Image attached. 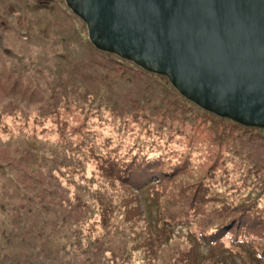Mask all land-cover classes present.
Wrapping results in <instances>:
<instances>
[{
    "label": "rangeland",
    "instance_id": "rangeland-1",
    "mask_svg": "<svg viewBox=\"0 0 264 264\" xmlns=\"http://www.w3.org/2000/svg\"><path fill=\"white\" fill-rule=\"evenodd\" d=\"M28 58L38 67V74L42 67L63 80L59 99L64 103L55 108L61 123L66 120V127L63 134L56 131L54 136L37 135L40 127L31 124L28 135L0 133V187H12L5 184L8 168L22 167L21 161L28 164L22 156L29 148L37 149L40 144L42 150L54 151L55 161L64 167L40 159L54 168V176H38L33 186L31 178L21 173L30 172V168H23L12 178L16 185L30 189L33 201L54 198V211L62 207L58 213L66 223L50 224V229H57L54 244H63V237L67 243L71 231L78 227L83 236L85 232L89 235V250L99 254L82 264H264V257L257 258L264 254V204L256 202L264 194L263 129L217 117L185 99L167 77L147 74L130 60L98 50L88 39L85 23L65 0H0V95L10 101L13 112L23 110L24 102L34 114L44 116L46 102L30 99L31 87L22 93V86L20 92L16 85L2 84L10 65L27 69L30 63L23 61ZM169 102L175 107L171 117L162 109ZM82 124L87 129L100 124L107 133L119 131L117 140L127 139L126 148L146 140L150 145L144 156L147 164L140 168L157 159L184 168L165 178L151 173L142 184L147 189L132 191L131 182L113 178L114 170L107 171L106 161L100 159L109 155L113 166L123 160L122 166L130 157H122V150H110L108 141L92 136L87 144L98 152L93 157L83 152L69 132ZM157 139L154 146L152 141ZM256 177L262 180L252 188L248 184ZM201 178L208 181L192 198ZM244 195L252 199L249 210L258 216L247 224L238 222L237 217L247 207L239 204ZM13 199L16 204L18 197ZM95 218L93 226L99 236L83 231ZM223 223L226 228L216 235ZM31 231L38 234L32 238L36 247L32 249L52 254L53 249L42 244L46 234L35 228ZM203 233L208 241H202ZM240 238L242 244L233 243ZM96 239L99 242H93ZM19 244L30 245L15 240L8 248L5 244L1 255L12 258L19 254L23 251ZM62 254L64 257L66 251Z\"/></svg>",
    "mask_w": 264,
    "mask_h": 264
},
{
    "label": "water",
    "instance_id": "water-1",
    "mask_svg": "<svg viewBox=\"0 0 264 264\" xmlns=\"http://www.w3.org/2000/svg\"><path fill=\"white\" fill-rule=\"evenodd\" d=\"M104 52L201 109L264 129V0H65Z\"/></svg>",
    "mask_w": 264,
    "mask_h": 264
},
{
    "label": "trees",
    "instance_id": "trees-1",
    "mask_svg": "<svg viewBox=\"0 0 264 264\" xmlns=\"http://www.w3.org/2000/svg\"><path fill=\"white\" fill-rule=\"evenodd\" d=\"M28 39V38H27ZM24 53H21L20 56L23 57ZM120 62L121 60L118 59ZM23 61V60H22ZM30 63L29 68L27 69H20L19 67H14L10 65V70L7 71V76H5V81L2 82L3 85L6 87L17 86V89L20 91V87L22 86V93L23 89L26 91L28 90V87H31L30 89V99H42L46 102V110L44 112V116H38L34 114L30 109L24 105L23 102V110L17 109L16 112L11 111V103L10 101L3 97L0 98V133H7V134H14L15 136H20L21 134H27L29 133V126H36V128L39 126L40 129H37L39 134L37 135H48V136H54V132H58L59 134L64 133V128L66 127L65 122L60 121V119L56 115V106H61L63 103L60 102V95H62V90L64 88L63 80L61 78H57L54 76H50L48 72H51L47 69H43L41 67V73L38 74V67L36 68L34 63L31 61L30 58L26 59L24 64ZM122 63V62H121ZM124 64V63H123ZM130 64V63H129ZM40 72V70H39ZM150 72H147V74ZM63 87V88H62ZM34 89V91H32ZM21 92V91H20ZM36 97V98H34ZM186 99V98H185ZM61 100H63V96L61 97ZM189 101V100H188ZM37 105H43L42 103H38ZM66 105V104H65ZM155 108H159V106H155ZM174 105H171L169 102L168 105L162 106L163 112L168 111V114L166 116L171 117L170 114L174 113ZM94 112V111H93ZM170 112V113H169ZM208 112V111H207ZM30 116V120L29 117ZM74 116V115H73ZM219 117V116H217ZM222 118V117H220ZM219 118V119H220ZM228 119V118H226ZM22 120V121H19ZM155 119L152 118L151 121L153 122ZM229 121H232L229 119ZM236 123L235 121H232ZM239 124V123H236ZM240 125V124H239ZM245 127V126H244ZM263 129V128H260ZM264 130V129H263ZM70 134L74 137H76V140L78 144H80V149L85 152L86 154H91L93 157V154L97 153L96 147L92 144H87V142L90 140V137H98L105 141H108L110 144V150H112L114 147H117L119 152L122 150L123 155L122 157L128 158L130 157V160H126V163L120 166L121 162L116 165H112L111 156H101V161H106L104 165L109 170H114L111 175L113 178L119 181H124L130 183V187L132 191L138 189V190H145L147 189L146 186L142 185L144 181H146L151 173H155L156 176L159 177H167L169 176L173 171L177 170L178 168H184V166L180 164H173V162L168 161H162L161 159L154 160L153 163L149 167L144 166L140 168V166L146 165L147 162H145L146 150L150 148V145H146L147 141L142 140L141 143H134L130 145L128 148L127 139L120 142L118 139L119 137V131L115 133H107L104 131L103 127L98 124L95 129H87L86 125L82 124L81 127H73L69 131ZM68 133V132H67ZM155 141L158 143L159 140L152 141V144L155 146ZM113 142V143H112ZM165 142V141H164ZM113 145V146H112ZM37 149H28V154L23 155L22 158L29 160V163H24L21 161V166H15L13 169L12 167L8 168V171L10 172V175L8 179H6L5 184H11L12 187L8 189H2L0 187V264H82L86 263L87 260H89V257L98 256L99 254L92 251L90 248L89 250V235L85 232L83 236V232L80 230V228L75 227L71 233L72 238L68 240L67 243L66 239L63 237L62 243L63 244H54L56 243L54 241L53 234H57V229L52 230L50 229V224L57 222L56 227L58 225L65 224L63 218H61L59 210L62 209V207H59L57 209L58 212L54 211V204L56 203L54 201V198L47 201H38L37 199H32V193L30 189L24 187V186H18L15 183H13L12 178L16 177V173L23 168H30V172H24L21 173L23 176L30 177L29 179L31 185L34 186L33 180L38 178V176H54V168H48L45 164H42L40 159L47 160L49 163L54 162L64 167L65 164L55 161L54 157V151L52 149H45L40 144L37 145ZM45 146V145H44ZM157 150H160L159 148ZM36 157L35 161H32L30 157ZM139 157V158H138ZM145 162V163H144ZM187 163H189L187 161ZM2 166V165H0ZM78 174L82 175V171L77 168L75 170ZM214 173L212 174V176ZM260 176V174H258ZM82 177V176H80ZM106 177V176H105ZM108 178V177H106ZM67 180V179H66ZM261 177H256L250 181L248 184L251 185L252 188L259 182H261ZM42 181L45 182V179L43 178ZM199 183L197 184V188L192 193V198H196L198 194H200L201 189L204 187L205 182L208 181L207 178H201L198 180ZM18 186V187H17ZM264 188V185L261 189ZM20 191H19V190ZM260 189V190H261ZM41 192H44V188H41ZM136 192V191H135ZM260 193V192H259ZM195 195V196H194ZM263 198L256 199L257 204L262 205L264 204V194L261 195ZM14 197H18V200L16 204L12 203L14 200ZM28 200V201H27ZM252 199L248 197L247 195L242 196L241 201L239 202L240 205H246L245 210H240L237 213L238 222L247 224L251 223L254 219H257V214H252V210H249V206L251 205ZM101 202V201H99ZM238 204V203H237ZM64 212V210H63ZM99 212V210L97 211ZM104 212H102L103 214ZM78 214V213H76ZM66 216V214H65ZM74 216V214L72 215ZM60 218V219H59ZM96 218L91 222L89 221L87 226H83V231H88L90 234H93L95 236H99V232L94 228L93 223L97 222L95 221ZM227 224L223 223L218 229L216 230V235L221 234L224 229L226 228ZM2 228V229H1ZM35 228L38 230L43 231L46 234L45 242H43V245L48 246V249H53V253H41V250H33L32 248H36L34 246V241H32V238L37 236V233L32 232L31 230ZM26 232H29L28 235ZM42 234V233H40ZM82 234V235H81ZM83 236V237H80ZM206 233H203L201 235L202 241H208V239H205ZM19 241L23 245L29 243L30 245L22 246L18 245V249H21L19 254L12 255L11 257L4 258L3 255H1V251L5 248V244L8 248V246L13 241ZM8 241V242H6ZM93 242H99L98 239L93 240ZM239 242L242 244L241 238L238 240L233 239V243ZM37 245H40L37 244ZM60 249L59 253L54 252L55 249ZM25 250H27L25 252ZM104 250V249H103ZM219 248L216 246V253L218 252ZM44 251V250H43ZM42 251V252H43ZM65 252L66 254L63 257V254L60 256V253ZM101 255L103 256V253L100 251ZM83 254L85 256H83ZM48 255V256H47ZM19 256L20 259H16ZM83 256V257H82ZM264 257V254L262 256L260 255L257 258ZM15 260H14V259ZM112 262V260L110 259ZM104 264H110V262L106 261Z\"/></svg>",
    "mask_w": 264,
    "mask_h": 264
},
{
    "label": "bare ground",
    "instance_id": "bare-ground-1",
    "mask_svg": "<svg viewBox=\"0 0 264 264\" xmlns=\"http://www.w3.org/2000/svg\"><path fill=\"white\" fill-rule=\"evenodd\" d=\"M238 212V211H237Z\"/></svg>",
    "mask_w": 264,
    "mask_h": 264
}]
</instances>
